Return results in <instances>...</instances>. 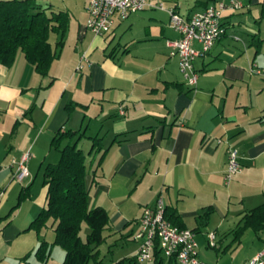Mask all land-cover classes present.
<instances>
[{"label": "crops", "instance_id": "obj_1", "mask_svg": "<svg viewBox=\"0 0 264 264\" xmlns=\"http://www.w3.org/2000/svg\"><path fill=\"white\" fill-rule=\"evenodd\" d=\"M161 1L163 9L115 14L110 30L97 35L86 27L87 0H35L68 19L63 34L49 35L56 56L46 75L21 51L0 63V264H41L34 254L40 240L53 242L52 224L37 232L30 223L46 204L43 173L66 143L85 155L88 206L108 215L97 257L87 264H153L135 261L133 235L141 209L158 197L167 218L195 229L204 264H248L264 246V228L234 233L243 213L264 203L261 0L223 10L224 32L194 60L195 86L169 55L168 41L179 33L166 9L189 18L230 0ZM66 130L75 135L55 145L54 135ZM228 147L242 168L226 182ZM27 150L29 175L17 181L16 161ZM60 247L51 245L46 264H61Z\"/></svg>", "mask_w": 264, "mask_h": 264}, {"label": "trees", "instance_id": "obj_2", "mask_svg": "<svg viewBox=\"0 0 264 264\" xmlns=\"http://www.w3.org/2000/svg\"><path fill=\"white\" fill-rule=\"evenodd\" d=\"M260 15L264 17V0L260 2ZM63 11H49L35 0H0V63L9 65L16 52L21 51L36 71L41 75L48 73L51 62L56 56L51 47V32L63 34L67 16ZM59 42L56 43V45ZM75 132L66 130L54 135L52 142L57 145L65 137ZM95 146L96 138H93ZM83 151L75 143H66L60 148L56 163L49 164L44 171L46 184V204L31 221L30 227L37 232L50 224L53 225L52 243L40 240L35 250L41 264H46L52 244L61 246L64 257L61 264H87L96 259L98 245L103 240V229L108 223L104 208L88 206V187L85 183L86 164ZM165 217L166 210H165ZM178 225L175 218H167ZM242 224L235 228L236 234L245 228L253 230L264 228V203H261L241 216ZM86 223L89 231L83 238L81 224ZM195 230V229H194ZM157 242L153 249V264H176L175 256L164 260Z\"/></svg>", "mask_w": 264, "mask_h": 264}, {"label": "built area", "instance_id": "obj_3", "mask_svg": "<svg viewBox=\"0 0 264 264\" xmlns=\"http://www.w3.org/2000/svg\"><path fill=\"white\" fill-rule=\"evenodd\" d=\"M242 6L238 0H230L227 4L220 2L217 5H208L200 12L189 18H184L175 9H166L169 14L170 25L179 33L175 40L168 41L169 55L177 58L179 70L190 86L197 83V72L194 70V60L208 52L215 41L224 32L221 20L223 10H234ZM149 7L164 8L161 0H87L88 17L86 27L94 34L100 35L110 30L114 15L126 18L130 13ZM194 41L200 43L201 48L193 47ZM79 63L76 69H81ZM252 72L260 73L255 67ZM119 111L123 113L122 108ZM218 143L223 142L217 137ZM30 151L27 150L16 161V170L13 178L21 181L29 175L27 160ZM237 150L227 148V161L224 171V181L228 182L234 174L241 171ZM165 203L161 197L152 204L145 205L137 220V230L133 238L138 241L135 261H150L153 258V249L157 242L162 254L166 257L175 256L179 264H204L199 258L196 231L191 228H179L165 217ZM207 234L208 245L215 247L216 234L210 231ZM248 264H264V246L248 260Z\"/></svg>", "mask_w": 264, "mask_h": 264}, {"label": "rangeland", "instance_id": "obj_4", "mask_svg": "<svg viewBox=\"0 0 264 264\" xmlns=\"http://www.w3.org/2000/svg\"><path fill=\"white\" fill-rule=\"evenodd\" d=\"M82 225V229H81V232H80V235H81V237H85V231H86V229L89 231V228H88V226H87V224L84 222L83 224H81ZM47 230H52L53 231V229L52 228H50V227H48V228H46ZM59 246V245H58ZM61 248V247H60Z\"/></svg>", "mask_w": 264, "mask_h": 264}]
</instances>
